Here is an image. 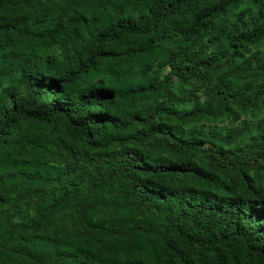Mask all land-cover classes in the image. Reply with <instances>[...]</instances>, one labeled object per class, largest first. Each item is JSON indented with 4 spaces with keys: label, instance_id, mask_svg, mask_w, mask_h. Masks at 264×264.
Segmentation results:
<instances>
[{
    "label": "trees",
    "instance_id": "16d2710c",
    "mask_svg": "<svg viewBox=\"0 0 264 264\" xmlns=\"http://www.w3.org/2000/svg\"><path fill=\"white\" fill-rule=\"evenodd\" d=\"M263 44L264 0H0V264H264Z\"/></svg>",
    "mask_w": 264,
    "mask_h": 264
},
{
    "label": "rangeland",
    "instance_id": "374dc122",
    "mask_svg": "<svg viewBox=\"0 0 264 264\" xmlns=\"http://www.w3.org/2000/svg\"><path fill=\"white\" fill-rule=\"evenodd\" d=\"M190 37H191V34L186 35L185 39L188 40V39H190ZM263 49H264V44L259 47V50H263ZM161 71H162L161 72L162 76H164V75H173L174 76L176 73V71L172 70L168 65L163 66L161 68ZM175 93L177 96L181 97V100H184V101L188 100V94H185V92L180 93L181 95L178 93V91H175ZM196 94L202 99L204 96V91L202 89L198 90V91H196ZM259 122L264 123V111L260 115L257 116L255 121H253V123H255V124H257ZM237 123L238 122L226 120L224 122L219 123L218 126H220V127H233Z\"/></svg>",
    "mask_w": 264,
    "mask_h": 264
}]
</instances>
